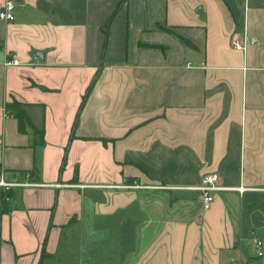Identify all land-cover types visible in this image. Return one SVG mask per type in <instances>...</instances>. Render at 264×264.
Here are the masks:
<instances>
[{
	"label": "crops",
	"instance_id": "1",
	"mask_svg": "<svg viewBox=\"0 0 264 264\" xmlns=\"http://www.w3.org/2000/svg\"><path fill=\"white\" fill-rule=\"evenodd\" d=\"M7 1L0 264L251 256L264 238V0ZM210 172L245 190L203 209L190 187Z\"/></svg>",
	"mask_w": 264,
	"mask_h": 264
},
{
	"label": "built area",
	"instance_id": "2",
	"mask_svg": "<svg viewBox=\"0 0 264 264\" xmlns=\"http://www.w3.org/2000/svg\"><path fill=\"white\" fill-rule=\"evenodd\" d=\"M15 4L11 1L5 2L0 8V21L8 22L13 18ZM232 45L236 49H243L244 43L239 40H232ZM4 64L9 66H15L19 64L17 58H11L6 60ZM6 189L10 185L2 183ZM127 187H142L138 184L128 185ZM199 192L200 200L203 209H208L211 203L214 200L215 192L224 191V190H237L242 192L245 190L244 187H226L219 181V174L217 172H210L203 174L200 183L197 186L190 187ZM251 256L238 255L231 259L229 264H264V238L253 237L251 239Z\"/></svg>",
	"mask_w": 264,
	"mask_h": 264
},
{
	"label": "trees",
	"instance_id": "3",
	"mask_svg": "<svg viewBox=\"0 0 264 264\" xmlns=\"http://www.w3.org/2000/svg\"><path fill=\"white\" fill-rule=\"evenodd\" d=\"M5 112L8 115H12L14 118L17 119L19 124V129L24 130L26 123L28 122V118L26 116V112L24 110V105L17 101H12L5 105ZM3 201H5L6 196L3 194Z\"/></svg>",
	"mask_w": 264,
	"mask_h": 264
}]
</instances>
